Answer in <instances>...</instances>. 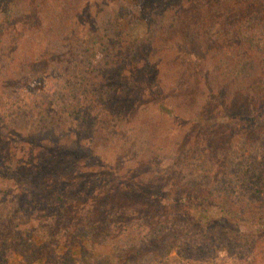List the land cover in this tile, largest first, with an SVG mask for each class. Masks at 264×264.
<instances>
[{
    "label": "trees",
    "instance_id": "obj_1",
    "mask_svg": "<svg viewBox=\"0 0 264 264\" xmlns=\"http://www.w3.org/2000/svg\"><path fill=\"white\" fill-rule=\"evenodd\" d=\"M260 87L264 0H0V264H264Z\"/></svg>",
    "mask_w": 264,
    "mask_h": 264
},
{
    "label": "rangeland",
    "instance_id": "obj_2",
    "mask_svg": "<svg viewBox=\"0 0 264 264\" xmlns=\"http://www.w3.org/2000/svg\"><path fill=\"white\" fill-rule=\"evenodd\" d=\"M123 29L125 30L126 28H123ZM146 31H147V28H146L145 23H141L136 30V36L137 37L142 36L146 33ZM258 90H259L258 92H261V91L264 92V87H262V88L260 87ZM214 217L218 218L219 216L217 214H215ZM236 225L240 229V231L246 235H250V234H254V233L259 232L260 235L264 236V219L263 218L258 219V222L255 224L241 223V224H236ZM93 251L97 256H104V255H110L111 254V249L109 247H95V248H93ZM219 258L226 259V260L228 259L227 255L225 253H221L219 255ZM228 262H229V264H231L230 261H228ZM219 264H221V263L219 262Z\"/></svg>",
    "mask_w": 264,
    "mask_h": 264
}]
</instances>
